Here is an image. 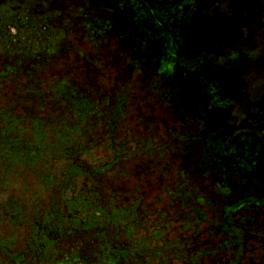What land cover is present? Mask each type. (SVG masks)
I'll return each instance as SVG.
<instances>
[{
	"label": "rangeland",
	"instance_id": "obj_1",
	"mask_svg": "<svg viewBox=\"0 0 264 264\" xmlns=\"http://www.w3.org/2000/svg\"><path fill=\"white\" fill-rule=\"evenodd\" d=\"M99 1L104 3L101 5L102 13L97 11L101 20L99 25L93 24L91 30L87 19L92 13L86 5L88 0H52L53 9L50 11L61 14H52V21H56L60 29H63L61 26L64 23L70 29L64 28L62 32L60 58L57 61L61 67L57 66L58 71L51 75L43 74V80L44 77L52 80L53 74L58 73L66 80V86L67 83L72 85L79 81V85L83 84V92H87L85 87L91 88V85L84 71L86 68L95 78L94 84H99L100 79H103L104 88L108 89L100 94V98L90 95V100H96L97 109L104 111V114L87 121L92 126L89 129L92 133L78 134L81 139L74 153L69 156L49 155L27 168L19 164L8 167V164L0 163V257L4 258L6 251L14 253L16 257L22 256L24 264H35L32 242L28 237L38 224L36 216H40V219L42 212L51 208H54L56 215L65 216L66 196L70 195L68 192H79L93 186L104 207L143 208L140 209L143 216L136 224L137 229L128 237L125 245L126 250L135 245L133 250L137 260L133 264H157V260L151 261V255H155L158 248H164L166 258L171 257L166 264H264V189L261 183L256 184L255 192H248L251 198H245L239 194L241 190L237 189V186H242L239 181L228 182L230 189L225 190L229 194L227 198L208 197V201L198 204L197 208L205 216L203 220L202 215H189L193 208H188L186 203H190L189 199L192 198L167 196L156 182L160 175L167 179L169 185L179 178L172 174L178 160L174 152L154 151L150 156L155 160H149L148 156L144 160L124 159L135 149H145L143 152L148 153L151 139L155 145L164 143L170 147L177 144V138L172 140L168 129L174 130V133L176 130L191 128L197 135L202 127L200 117L197 120L194 116L187 121H175L171 115L164 113L169 105L165 102L157 105L154 89L149 90V84H155L154 77L146 76L141 69L133 72L126 69L127 51L131 52L132 59H141L146 54L148 64L164 67L161 73L164 76L157 81L158 84L169 78L178 81L182 90L193 85L201 87L203 95L195 94L192 98L197 102L202 97L204 100L211 97L209 106L213 105L222 111L207 112L204 115L210 119L214 113L219 116L223 114L225 119L222 125L227 135L233 134L234 130L242 131L249 127V133L255 135V139L259 133L264 137V0ZM141 11L147 15L143 17ZM83 13L86 18H82ZM37 14L43 15L44 12L37 11ZM37 14L35 18L39 16ZM11 32L18 36L14 30ZM174 51L176 63L167 70L165 58L169 59ZM66 69L69 73L64 74L63 70ZM45 82L46 89H50L52 82ZM157 86L160 92H165L163 86ZM124 94L132 100L130 103L126 100L127 106L122 104L125 102ZM108 96L110 101L106 99ZM43 108L49 112L47 126L58 128L62 120L52 123L51 109L46 104ZM114 108L117 111L112 117L110 114L105 116L109 109ZM108 122L115 124L113 135L109 134ZM128 124L129 130L126 128ZM103 128L107 129L109 136L101 131ZM78 135L72 139L77 141ZM242 141L234 143L239 146ZM247 142L251 146L247 154L264 155L262 147L257 148V145L252 144L255 143L254 139ZM67 143L70 147L74 146L73 142ZM85 150L89 151L84 153ZM115 153L121 159L106 168L104 173L95 174L93 170L107 167L116 158ZM242 155L244 150L241 148ZM107 157L110 159L107 160ZM164 160L172 164L167 173L160 171L159 164L155 163ZM68 164L80 167L85 175L69 177L66 182L65 176L64 193H60L59 179L63 173L57 168H67ZM256 164L253 169L255 177L261 179L264 173L255 172L261 162ZM46 171L53 176L47 182L44 180ZM137 172L140 176L134 178L133 174L137 176ZM134 185L144 188L146 197L143 200L136 199ZM242 187L248 188V185ZM185 193L188 195L187 191ZM237 203L242 206H237ZM233 204L236 206L231 210L233 219L243 215L248 218L243 224L237 225L240 228L237 235L232 238L226 234L223 238L211 239V242L214 241L212 249H216L215 241L221 243L222 247L203 259L198 260L196 257L190 263L187 257L195 245L194 241L199 237L205 238V228L219 223L224 206ZM184 219L187 221L186 226L182 225ZM191 221H197L198 224L189 230ZM184 226L188 232L182 230ZM194 228L200 233L192 234ZM156 230H160L161 241L153 240ZM183 236L190 237L192 243L183 245ZM229 238L236 241L230 243ZM146 239H150L148 247L143 244ZM120 250L123 249L120 247ZM92 258L89 257L88 264L95 261ZM69 264L81 263L74 261Z\"/></svg>",
	"mask_w": 264,
	"mask_h": 264
},
{
	"label": "trees",
	"instance_id": "obj_2",
	"mask_svg": "<svg viewBox=\"0 0 264 264\" xmlns=\"http://www.w3.org/2000/svg\"><path fill=\"white\" fill-rule=\"evenodd\" d=\"M51 2L52 0H0V163L8 164V167L19 164L20 167L27 168L40 159H46L49 155H71L81 139L78 134L92 133L89 130L92 126L87 121L104 114V111L97 109L96 100H90V95L93 98H100V94L108 91V89L104 88L103 79H100L99 84H94L95 78L86 68L84 71L87 72L91 85V88L85 87L87 92H83V84L80 82L79 85V81L72 85L67 83L66 86V80L58 73L53 74L52 80L44 77L45 80L52 82L49 85L50 89H46L43 74L51 75L58 71L57 66L61 67L57 61L60 58L59 46L62 45V32L64 28L70 29L66 23L61 26L63 29H60L56 21H52V14H61L55 10V12L50 11L53 9ZM103 4L99 0H88L86 3L92 12L87 17L88 26H91V30L93 24L99 25L100 23L101 19L97 11H101ZM136 5L139 4L136 3ZM37 11L44 12V14H37ZM36 14L39 15L37 18H35ZM142 14L143 17L147 15L143 12ZM78 17L77 13V21ZM82 18H86L85 13L82 14ZM11 30L17 32L18 36L12 35ZM27 32L29 34L26 36ZM51 38L54 39L51 41ZM126 55L125 67L128 71L133 72L141 69V72L143 71L146 76L154 77L155 84H149V90L153 91L152 89H154L157 105L163 102L169 105L168 110L164 111L165 114L171 115L175 121L180 119L187 121L194 116L197 120L199 119L197 117H200L202 127L198 130L197 135L191 128L182 131L176 130L174 133V130L168 129L167 132L172 140L177 138V144L170 145V147H166L167 144L164 143L155 145V141L151 139L152 143L148 153L143 152L145 149H135L133 153L124 158L125 160L134 161L137 158L144 160L146 156L151 160L153 158L150 154H153L154 151L155 153L162 150L174 152L178 160L176 161V168L172 169V174L179 178H176L175 182L169 185L167 179L160 175L156 182L167 196L192 198L189 199L191 202L186 204H188V208H193L189 213L193 217L204 214L200 208H197L198 204L208 201L213 196L227 198L229 194L225 190L230 189L227 185L230 181H239L242 186L248 185V188L237 186V189L241 190L239 194L245 198L252 197L248 195V192H255L256 184L261 183L264 189V177L261 179L255 177L256 173L253 170L258 165L256 163L260 161L259 169L255 172L264 173V155L253 154L250 156L247 154V150L251 147L250 142L247 141L253 139L255 143L252 144L257 145V148L260 146L264 149L262 134L259 133L255 139V135L249 133V127H247L242 131L234 130L233 134L227 135L222 125L225 119L223 114L219 116L214 113L210 119L204 115L207 112L218 113L222 111L213 105L209 106L211 97L207 100L202 99V97L197 102L192 98L195 94L203 95L201 87L196 88L193 85L182 90L177 84L178 81L169 78L164 81L165 85L164 82L158 84L157 81L163 75L161 73L164 71V67H156L153 63L148 64L146 54L141 59H132L131 52L128 51ZM169 57V59L165 58L167 70L176 63V52L174 51ZM169 60L171 61L169 62ZM63 73L67 74L69 71L66 69L63 70ZM169 82L171 84L167 85ZM157 85L163 86L165 92H160ZM235 93H237L236 90ZM106 99L110 101L111 98L108 96ZM124 99L125 102L122 104L125 106L132 102L126 95ZM44 104L51 109L52 123L62 120V124L58 128L52 125L47 126L49 112L43 108ZM224 105L226 104L222 106ZM116 111L115 108L109 109L105 116L110 114L112 117ZM69 120L71 123H68ZM220 121H222L221 125H219ZM128 126L129 124L126 128ZM114 128L115 124L108 122L109 134L112 133L111 135H113ZM101 131L109 136L106 128ZM76 134L78 135L77 141L72 139ZM241 139L243 141L239 146L234 143ZM67 141L73 142L74 146L70 147ZM81 147L84 150L82 145ZM240 147L244 150L242 157L240 156ZM87 151L89 150H85L84 153ZM117 154L115 153V155ZM158 156L160 157L161 154ZM106 159L109 160L110 157ZM120 159L121 157L117 155L107 167H100L93 171L95 174L104 173L106 168L112 167ZM155 163L159 164L158 168L163 173H167L172 165L168 160L156 161ZM17 168L19 167L17 166ZM57 169L63 173L59 179L61 180L58 186L60 193H64L63 181L65 176L66 182L69 177L79 178L81 175H85L80 167L75 164L70 166L68 164L67 168L64 166ZM35 171L39 172L38 169ZM8 173L9 171L5 174ZM45 175L44 180L46 182L53 177L50 176L49 171H46ZM139 176L138 172L137 176L133 174L134 178ZM90 190H93L92 193H88ZM186 191L188 195L185 193ZM133 192L139 201L146 197L144 188L135 186ZM68 193L70 195L66 196L67 208L65 212L67 216L56 215L54 208L44 210L40 219V216H36L38 224L35 225L33 232L28 237V240L32 242L33 262H36L35 264H69L75 261L88 264L89 257L92 256L95 261L91 264H133L137 260L136 252L133 250L135 245L127 250L125 245L128 237H131L137 229L136 224L143 216L140 209L143 208L121 206L112 208L110 205L104 207L93 186L90 189L83 188L79 192L69 191ZM237 206L241 207L242 204L237 203ZM233 207L236 206L234 204L233 206L225 205L220 222L214 223L215 226L205 228V238L199 237L200 239L194 241V251L192 248L190 256L187 257L190 263L194 262L196 257L198 260L203 259L222 247L221 243L215 241L216 249H212L214 241L211 242V239L223 238L226 234L232 238L237 235V231L240 230L237 225L243 224L248 218L243 215L236 220L233 219L231 216ZM203 220H205V216H203ZM186 223L187 221L184 219L182 225L186 226ZM195 224L198 222L193 223L191 221L189 223L191 227L187 228L190 230ZM185 226L183 231H186ZM191 231L192 234L200 233L196 228ZM183 238V245L192 243L190 237L183 236ZM232 238H229L230 243L236 241ZM153 240H160V230H156ZM149 242L150 239L143 241L144 246L148 247ZM120 247L123 250H120ZM4 254V258L0 257V264H24L22 256L16 257L14 253L10 254L6 251ZM165 258L164 248L156 249L155 255H151V261L157 260V264H166L171 259V257Z\"/></svg>",
	"mask_w": 264,
	"mask_h": 264
}]
</instances>
